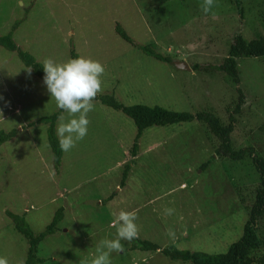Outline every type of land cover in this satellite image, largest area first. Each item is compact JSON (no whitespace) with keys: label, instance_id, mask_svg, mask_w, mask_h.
Wrapping results in <instances>:
<instances>
[{"label":"rangeland","instance_id":"obj_1","mask_svg":"<svg viewBox=\"0 0 264 264\" xmlns=\"http://www.w3.org/2000/svg\"><path fill=\"white\" fill-rule=\"evenodd\" d=\"M204 5L205 0H0V36L16 24L15 44L41 65L46 58L66 62L72 51L99 61L105 71L96 97L113 95L123 106L192 115L209 111L227 124L237 86L205 67L221 65L237 36L264 39V0H242L243 15L232 0H213L208 14ZM117 25L135 46H151L170 63L123 41ZM176 61L201 68L179 70ZM236 62L244 102L231 142L235 150L252 147L264 157V58ZM25 70L16 53L0 47V132H16L0 145V256L9 264H25L28 243L6 213L23 218L38 235L62 209L57 230L37 248L41 264H91L99 241L117 237L112 221L121 210L136 213V239L160 250H134L132 241L122 240L124 250L111 254V264H184L161 251L220 255L241 238L259 183L250 159L219 158L217 140L197 121L146 129L133 158L132 120L93 101L87 136L63 152L56 169L48 126L38 121L59 109L44 84ZM166 208L174 213L165 215Z\"/></svg>","mask_w":264,"mask_h":264},{"label":"trees","instance_id":"obj_2","mask_svg":"<svg viewBox=\"0 0 264 264\" xmlns=\"http://www.w3.org/2000/svg\"><path fill=\"white\" fill-rule=\"evenodd\" d=\"M239 15H243L242 0H232ZM15 27L12 32L15 31ZM12 32L6 36H0V47L9 52L16 53L22 64L32 68L31 73L42 82L43 70L42 65L38 63L34 57L20 50L12 38ZM116 34L126 43L135 46L126 32L119 26H116ZM137 47V46H135ZM144 55L152 57L160 62L170 63L168 57L155 52L151 46L137 47ZM71 58H77L74 51L71 52ZM264 58V39L257 38L247 42L243 37L237 36L233 39L227 58L219 66H207L206 70L217 71L225 74L231 82L237 86L239 95L237 105L232 113L228 116V123L223 124L221 120L212 112L202 111L196 115L188 112H175L160 107H147L142 105L123 106L113 95H103L96 97L93 101L100 103L102 106L113 111L120 112L135 125L136 136L131 156L136 157L138 151V140L142 137L146 129L153 127H165L170 125H178L182 123L199 122L207 131L217 140L218 146L215 150L219 158H226L232 162H240L246 159L251 160V164L259 176V183L255 189V196L252 206L249 210V218L246 221L241 238L229 246L225 254L212 255L202 252H189L179 250L165 249L161 251L163 255L172 261H180L184 264H264V157L259 156L252 147L235 150L231 142V135L236 125V116L240 113L241 106L244 102V94L240 86V76L237 66V59ZM199 65L191 67L193 71L200 70ZM43 83V82H42ZM58 112L49 117L40 119L38 124H45L47 128V142L52 152L54 167H60L63 152L60 150L58 137L56 135L55 126L57 122ZM16 135L15 131L10 133L0 132V145L10 141ZM128 168L125 170L122 179L124 186ZM7 217L14 224V229L23 236L28 243V252L25 264H41L42 260L37 257V248L44 238L53 234L57 230V223L62 217V209L55 215L51 224L46 228L44 233L35 235L25 220L20 216L12 213H6ZM133 249L143 252H155L160 248L148 241L133 239Z\"/></svg>","mask_w":264,"mask_h":264},{"label":"clouds","instance_id":"obj_3","mask_svg":"<svg viewBox=\"0 0 264 264\" xmlns=\"http://www.w3.org/2000/svg\"><path fill=\"white\" fill-rule=\"evenodd\" d=\"M212 7L213 0H205L204 13H210ZM42 70L44 73L42 82L54 100L56 108L60 110L57 116L56 135L60 150L66 153L88 134L90 124L88 114L93 111V100L101 91V77L105 69L97 60L77 57L66 62L46 58ZM25 71L31 73L32 68L29 67ZM164 211L165 215L169 216L174 213L173 208H166ZM135 221V212L121 210L112 221L113 226L117 227V237L99 241L91 264H111V254L124 250L121 241H132L137 237L138 228ZM168 234L174 236L171 230ZM0 264H9L8 259L0 256Z\"/></svg>","mask_w":264,"mask_h":264},{"label":"water","instance_id":"obj_4","mask_svg":"<svg viewBox=\"0 0 264 264\" xmlns=\"http://www.w3.org/2000/svg\"><path fill=\"white\" fill-rule=\"evenodd\" d=\"M174 65L177 69L179 70H183V71H191L190 66L188 65V63L184 62V61H176L174 62Z\"/></svg>","mask_w":264,"mask_h":264}]
</instances>
